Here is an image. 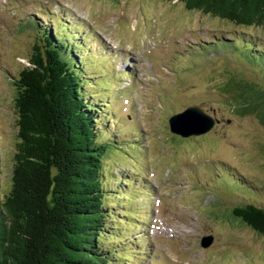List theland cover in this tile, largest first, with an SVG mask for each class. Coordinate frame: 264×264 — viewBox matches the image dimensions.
<instances>
[{"label":"rangeland","instance_id":"374dc122","mask_svg":"<svg viewBox=\"0 0 264 264\" xmlns=\"http://www.w3.org/2000/svg\"><path fill=\"white\" fill-rule=\"evenodd\" d=\"M47 13L55 22H67L82 35L93 29L89 38H83L85 46L78 51L83 55L92 54L97 63H102L98 65L101 68H89L95 79L91 81V74L87 75L84 88L91 93L94 105L101 109L97 123L105 131L102 139L108 135L119 146L123 145L122 148L136 139L140 147L125 148L131 157L116 151L106 158L105 167L112 168L117 175L121 171L128 173L126 178L132 176L130 168L137 170L134 178L144 171L154 187L155 194L148 201L141 196L130 203L124 197L125 192L119 204H112L116 218L110 224L130 233L133 230L129 238L151 232L142 247L136 246L149 254H143L145 257L140 260V254L135 252L132 264H149L150 259H157V264H264V238L250 229L219 219L222 208L251 204L264 209V128L255 116H241L232 110L231 96L221 89L234 76L264 91V71L232 49L211 52L204 57L187 54L193 51L196 40L206 30L218 31L225 37L233 32L263 38L264 31L235 27L198 12L191 13L178 1L0 0V163L3 170L10 168L9 159L17 143L12 79L28 65L27 59L39 39L36 31L41 29L22 30L19 23L22 18L35 16L40 26L49 25V16L44 15ZM53 28L57 29L58 24ZM64 33L67 32L64 30ZM109 52L114 56L110 58ZM123 55L128 57L121 62ZM129 59L133 61L130 67H135L131 73L134 79L123 75L114 81L113 78H118L114 73L125 69L122 65ZM104 60H108L105 67L113 63L110 65L114 68L104 71ZM119 82L122 83L118 85ZM112 83L111 88H106ZM105 93L110 95L108 100ZM189 105L199 106L217 119L218 124L199 137L183 139L170 134L168 118ZM6 175L5 172L0 175L3 185L7 184ZM159 175L165 176L161 185L157 181ZM158 192L166 196L167 202L155 209L152 203ZM109 199L117 200L113 196ZM134 205L143 208L139 218H123L129 206ZM155 221L157 227L153 231L150 227ZM131 223L134 225L130 226ZM206 235H212L214 242L202 249L199 242ZM154 251L157 255L152 257Z\"/></svg>","mask_w":264,"mask_h":264},{"label":"trees","instance_id":"16d2710c","mask_svg":"<svg viewBox=\"0 0 264 264\" xmlns=\"http://www.w3.org/2000/svg\"><path fill=\"white\" fill-rule=\"evenodd\" d=\"M165 1L235 27L264 31V0ZM38 30L28 65L12 79L17 143L10 168L3 170L0 163V175L7 173V184L0 183V264H132L135 250L123 244L132 232L110 222L116 218L112 204H119L125 192L133 203L139 192L109 186L124 177L105 167L106 158L119 150L130 155L108 135L102 139L105 132L96 123L101 109L84 89L87 75L95 79L88 71L94 65L77 60L76 47L84 45L68 33L52 32L50 26ZM196 48L237 50L264 71L263 37L233 35L230 41L217 38ZM221 89L231 96L232 110L255 116L264 128V91L234 76ZM111 196L117 200L109 201ZM129 208L123 218L138 219L141 208ZM219 219L264 238L262 208H222Z\"/></svg>","mask_w":264,"mask_h":264},{"label":"water","instance_id":"95a60500","mask_svg":"<svg viewBox=\"0 0 264 264\" xmlns=\"http://www.w3.org/2000/svg\"><path fill=\"white\" fill-rule=\"evenodd\" d=\"M169 131L182 138L200 136L209 132L214 120L198 107H188L168 120Z\"/></svg>","mask_w":264,"mask_h":264}]
</instances>
